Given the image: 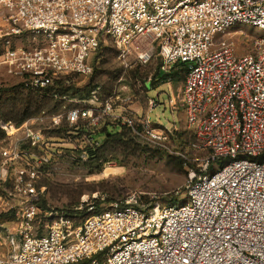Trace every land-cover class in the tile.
Instances as JSON below:
<instances>
[{
  "label": "built area",
  "instance_id": "obj_1",
  "mask_svg": "<svg viewBox=\"0 0 264 264\" xmlns=\"http://www.w3.org/2000/svg\"><path fill=\"white\" fill-rule=\"evenodd\" d=\"M241 25L264 30V0H0V70L62 103L0 136V264H264V37L242 55L218 40ZM106 39L125 70L155 60L165 73L185 69L169 105L205 153L181 204L93 193L72 210L41 206L44 179L90 143L80 127L110 117L155 145L165 139L149 114L116 110L100 86L84 99L59 92L57 82L92 74Z\"/></svg>",
  "mask_w": 264,
  "mask_h": 264
},
{
  "label": "rangeland",
  "instance_id": "obj_2",
  "mask_svg": "<svg viewBox=\"0 0 264 264\" xmlns=\"http://www.w3.org/2000/svg\"><path fill=\"white\" fill-rule=\"evenodd\" d=\"M256 37H264V30L241 25L221 34L218 40H233L237 53L242 55L253 51L252 41ZM116 50L112 40L106 39L100 50L93 53L91 62L98 67L95 81L104 86L105 94L112 92L118 97L116 109L124 107L140 116L149 114L153 125L164 130L165 139L161 145H155L128 127V135L123 142L104 144V136H100L99 141L89 139L97 147L104 144L97 159L89 160L87 155L85 159H80L78 152L71 150L67 154L70 158L60 163L62 169L45 181L48 203L56 209L65 206L73 208L80 203L83 195L93 193L107 195L111 200L140 196L144 203H151L152 206L182 203L186 200L185 187L192 169L204 156L205 151L192 147L195 137L187 126L182 107L177 102L174 107L169 105L170 99L179 93L183 81L174 78L162 80L166 74L164 71H159L156 76L161 65L158 60L132 68L137 67L140 73L127 72L131 69L122 67ZM129 61L133 62V57ZM80 81L84 85L89 78ZM16 87V80L0 70V90H11V94L19 90ZM150 100L156 103L153 108L149 105ZM120 125L123 124L114 123L112 130L121 132ZM53 141V149L61 146L60 139ZM108 169H112L111 173H106Z\"/></svg>",
  "mask_w": 264,
  "mask_h": 264
},
{
  "label": "trees",
  "instance_id": "obj_3",
  "mask_svg": "<svg viewBox=\"0 0 264 264\" xmlns=\"http://www.w3.org/2000/svg\"><path fill=\"white\" fill-rule=\"evenodd\" d=\"M102 44H103V42L101 43V45L97 49V51L100 50V48L102 47ZM97 51L95 53H97ZM117 54H118V51L116 50V55ZM100 60H102V59L100 58ZM104 60L105 59H103L102 62H105ZM92 66H93L92 74L89 77H86V78H89V81L87 84L85 83L84 85H82V82L80 81V80L86 79V78H80L77 80L73 79L69 85H63V83L61 81H59V82H57L59 92L61 94L70 93V95L73 97L84 99L88 96L90 91H92L95 87L100 86L101 87V94H100L101 97L115 96L114 93L112 94V92L108 93V94L104 93L105 92L104 86L95 81L96 72L98 70V67L94 66V63H92ZM136 68L137 67H135L134 69H131L130 71H127V72H131V71L134 72L135 71V74H136L139 72L138 69H136ZM159 71H160V67H158V69L156 71V74H155L156 76L159 74ZM169 78H174V79L179 80V81H181V80L184 81V79H185L184 67L181 66L180 68L173 70L171 73H166L161 79L162 80H168ZM16 88L19 90L17 91L16 89H14V91L16 90L15 91L16 93H11V94H9V92H11V90H8V89H1L0 90V136H2L4 134V126L8 122H12L16 125H20L21 123H23L27 119L38 115L40 112H42L44 110L58 111L62 106V103L52 101L51 99L46 98V97H41L39 94L32 93V92H25L21 88V84H17ZM114 123H116L117 125L120 124L119 121H116L110 117H106L98 125L100 128L98 126L88 127V128L82 126V127H80V132L85 133L87 135L88 139H90L92 142L93 141H99L100 136H104V141H103L104 144H109V143H113V142H117V141L123 142L125 140L124 138H126V136L128 135L127 129H129V128L127 126L120 125L122 131L121 132H115L112 130L113 128H115ZM79 138H81V136H79ZM81 142H82V139H81ZM92 142H90V143H92ZM92 144H94V143H92ZM104 144L102 146H104ZM102 146H101V144L98 147L95 145L91 146V144L85 143L81 150L85 151L89 160H94V159H97L100 157L99 155L101 154L100 151H101ZM71 150H73V149H71ZM81 150H78L76 152H80ZM259 159L264 160V153L261 155V157ZM48 177H50V176H48ZM48 177L45 178L44 182H43V184H45L46 186H47V183L45 181L48 179ZM183 202H185V201H183ZM179 204H181V203H179ZM48 205H49L48 200L43 199L41 201V206L43 208H47ZM169 206H171V205H169ZM73 208H70L69 206L63 207L64 210H72ZM96 212H98V211H96ZM82 213H83V218H86V217L93 214V213H87L86 211H84ZM87 262L88 261H85V262L80 263V264H86Z\"/></svg>",
  "mask_w": 264,
  "mask_h": 264
},
{
  "label": "bare ground",
  "instance_id": "obj_4",
  "mask_svg": "<svg viewBox=\"0 0 264 264\" xmlns=\"http://www.w3.org/2000/svg\"><path fill=\"white\" fill-rule=\"evenodd\" d=\"M112 169L106 170V173H111Z\"/></svg>",
  "mask_w": 264,
  "mask_h": 264
},
{
  "label": "crops",
  "instance_id": "obj_5",
  "mask_svg": "<svg viewBox=\"0 0 264 264\" xmlns=\"http://www.w3.org/2000/svg\"><path fill=\"white\" fill-rule=\"evenodd\" d=\"M170 79H171V78H170ZM170 79H168V80H170ZM182 84H183V82H182ZM181 87H182V85H181ZM181 87H180V89H181ZM179 91H180V90H179ZM116 104H117V103H116ZM121 108H124V107H121ZM121 108H120V109H121ZM124 109H126V108H124ZM116 110H118V109H116Z\"/></svg>",
  "mask_w": 264,
  "mask_h": 264
}]
</instances>
